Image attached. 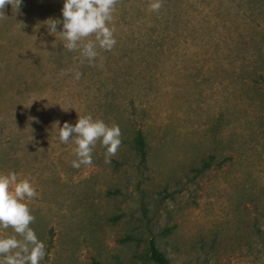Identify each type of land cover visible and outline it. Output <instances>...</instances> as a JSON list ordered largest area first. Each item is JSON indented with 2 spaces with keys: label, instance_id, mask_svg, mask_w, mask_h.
Masks as SVG:
<instances>
[{
  "label": "rangeland",
  "instance_id": "1",
  "mask_svg": "<svg viewBox=\"0 0 264 264\" xmlns=\"http://www.w3.org/2000/svg\"><path fill=\"white\" fill-rule=\"evenodd\" d=\"M149 3L117 0L102 67L49 33L63 0L0 9V171L39 193L40 264H151L150 241L169 264H264V0ZM85 114L121 144L73 168L56 125Z\"/></svg>",
  "mask_w": 264,
  "mask_h": 264
},
{
  "label": "clouds",
  "instance_id": "2",
  "mask_svg": "<svg viewBox=\"0 0 264 264\" xmlns=\"http://www.w3.org/2000/svg\"><path fill=\"white\" fill-rule=\"evenodd\" d=\"M20 3L21 0H16L17 8ZM116 3L117 0H63L62 21L49 18L44 23L50 34H59L64 49L78 51L81 63L86 60L92 66L99 60L102 67L103 57L99 50L111 51L117 43L113 23ZM6 4H11V0H0V9ZM148 7L150 11L158 12L162 0H150ZM61 23L62 28L57 31V25ZM69 71L75 80L81 78L78 68ZM56 128L61 145L66 146L72 134L71 140L76 145V159L71 162L73 168L91 165L97 141L105 149V163L111 162L121 144L119 125L109 126L91 114L78 115L74 125L65 121ZM19 175L13 170L0 171V264H40L46 255L45 243L29 226L35 217L26 203L39 193L29 178H18ZM9 227L15 234L2 232Z\"/></svg>",
  "mask_w": 264,
  "mask_h": 264
},
{
  "label": "trees",
  "instance_id": "3",
  "mask_svg": "<svg viewBox=\"0 0 264 264\" xmlns=\"http://www.w3.org/2000/svg\"><path fill=\"white\" fill-rule=\"evenodd\" d=\"M135 147L139 153L140 160L143 162L146 158V143L144 136L140 131L137 132L134 139ZM209 164L208 161H203L201 163V168L207 167ZM147 256L151 261V264H169L168 259L163 252L158 250L152 241L149 242L147 247Z\"/></svg>",
  "mask_w": 264,
  "mask_h": 264
}]
</instances>
